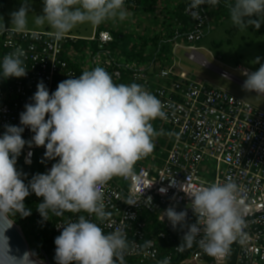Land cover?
<instances>
[{
	"label": "clouds",
	"instance_id": "clouds-1",
	"mask_svg": "<svg viewBox=\"0 0 264 264\" xmlns=\"http://www.w3.org/2000/svg\"><path fill=\"white\" fill-rule=\"evenodd\" d=\"M202 5L216 8L221 0H190L187 10L193 20L201 19ZM223 7L239 30L250 26L259 30L264 23V0H224ZM31 11V0H22L20 8L10 13V26L0 22V33L26 32ZM127 15L125 0H43L42 13H34L32 22L35 26L46 25L51 29L49 35L59 42L81 24L96 27L110 20L123 21ZM25 55L22 47L5 54L0 77H25ZM253 63L260 67L241 73L246 77L242 88L264 95V64L260 57ZM31 99L33 103L25 104V111L20 113V126L5 125L0 136V264H37L35 252L13 254L6 235L17 214L21 218L32 214L24 203L32 193L43 198L36 208L44 221L50 220V213L63 217L66 212H85L100 222L110 221L112 213L106 211L104 201L106 185L114 176L133 175L136 162L153 152L154 138L164 133L157 131L152 121L167 120L165 108L171 107L140 84L114 83L101 66L60 82L51 94L40 81ZM25 127L34 133L31 140L22 138ZM26 144L29 148H46L42 163L56 161L49 171L33 175L27 184V174L16 168ZM31 155L29 152L25 163H31ZM181 190L190 200L196 222L188 223L187 210L177 211L175 205L161 217H167L173 230L187 229L177 249L183 251L197 242L209 256H226L245 226L238 199L242 188L228 178L187 191L183 184ZM159 191L166 194L167 190ZM124 202L136 206L131 197ZM145 202L151 206L152 197ZM58 227L62 231L54 240L56 264H126L125 255L132 246H138L146 255L152 246L151 240L142 245L129 241L120 228L105 233L85 215ZM158 264H170V258Z\"/></svg>",
	"mask_w": 264,
	"mask_h": 264
},
{
	"label": "built area",
	"instance_id": "built-area-1",
	"mask_svg": "<svg viewBox=\"0 0 264 264\" xmlns=\"http://www.w3.org/2000/svg\"><path fill=\"white\" fill-rule=\"evenodd\" d=\"M188 5L184 12L192 19L187 10ZM205 19L201 7V19L194 20L195 28L186 35L185 41L175 40L174 51L179 47H187L190 50L187 53L189 59L207 65L209 62L196 46L202 37ZM180 28L176 35L181 32ZM79 39L84 38L66 35L57 42L48 31L33 30L24 33L5 31L0 34L1 62L5 54L22 47L26 53L23 59L27 69L25 77H11V91L15 98L10 103L0 105V136L5 131V125L20 126V113L25 111V104L33 103L31 98L38 82L43 81L51 94L60 82L79 76L66 53L67 45ZM113 39L108 30H100L90 38L91 41H98L100 49H104ZM115 61L116 58L107 56L100 62L108 69ZM155 66L151 63L147 68L134 70L126 83L140 84L162 103L171 104V107L165 108L168 119L157 120L176 129L175 142L160 163L144 162L133 170V175L114 176L108 182L104 189V201L106 211L112 213L110 221L100 222L94 215L87 218L97 223L105 233L123 229L129 241L137 245L152 241V246L146 250L147 255L138 246H132L125 255L126 264H158L166 257L170 258V264H232L231 258L234 259L233 264H264V110L206 80H196L187 73L175 74L172 68ZM238 69L241 72L252 71L243 66ZM112 71L116 80L121 82L122 70L112 68ZM219 71L222 77L225 74L231 76L226 69ZM162 79H169V83L161 84ZM33 135L25 127L22 138L28 141ZM154 144L156 148L158 142ZM45 151L43 146L33 145L29 148L26 144L21 152L22 161L32 166L36 162L37 152L44 154ZM29 152L32 153L29 157L31 163L27 164L25 158ZM48 161L51 164L54 162ZM205 162L212 163L215 170L210 167L203 170ZM228 178L242 188L238 198L241 216L245 221L242 236L231 244L226 256H209L197 242L179 251L177 247L182 243L187 229L173 230L166 216L161 219L162 213L175 205L177 211L187 210L188 223H195L196 216L189 207L190 200L181 190V185L185 184L187 191L217 180L224 182ZM124 184H129V188ZM161 188L167 190L166 194H161ZM149 196L152 197L151 206L145 202ZM129 197L136 201V206L124 202ZM66 221L59 220L55 224L54 230L59 235L62 228L58 226ZM199 239L197 237V241Z\"/></svg>",
	"mask_w": 264,
	"mask_h": 264
},
{
	"label": "rangeland",
	"instance_id": "rangeland-1",
	"mask_svg": "<svg viewBox=\"0 0 264 264\" xmlns=\"http://www.w3.org/2000/svg\"><path fill=\"white\" fill-rule=\"evenodd\" d=\"M178 1L158 0L157 5L164 12L165 16H169L170 11L177 7ZM223 3L224 0H221V6L215 8L217 9L216 11L221 12L220 15L215 16V20L214 15H207L212 24L205 27L203 38L196 43L199 52L209 62L207 65L202 64L198 60L189 59L187 53L190 50L187 47H179L174 51L175 39L173 37L176 35L178 28H180L175 20L174 22H170L168 18H164V15L160 17L154 13L129 10L126 6L125 9L128 15L123 21L118 19L116 21L110 20L96 27L85 23L72 29L67 35L78 36L87 41L85 43H77L76 47L73 44L67 45L66 53L68 60L74 68L81 71V74L83 71L91 70L96 66L105 68L104 64L100 61L107 56H112L122 63L130 62L138 68H147L153 63L157 68H172L175 74L187 73L193 79L206 80L211 85L224 88L257 108L264 110V95L244 91L242 85L246 77L238 69V67L243 66L256 71L260 67V64L253 63L257 57H260V63L264 64V23L261 24L259 30L251 26L248 29L239 30L233 26L229 12L224 10ZM21 4L22 0H0V22H4L6 26H10V13L18 10ZM141 6L142 8L144 7V1ZM210 7L207 6L208 12L214 9L213 7L210 9ZM31 8L32 11L28 17V30L50 32L51 29L46 25L43 27L35 26L32 22L34 13H42L43 0H31ZM169 22L173 24L172 27L169 26ZM100 30H109L118 39L117 45L119 48L110 49L109 53L99 48L98 41H91L90 38L99 33ZM158 33L161 34V38L164 41L161 42L163 44L162 50L158 54H155L151 46L145 47L141 44L142 41H146ZM120 34H124V37L121 38ZM171 39H174L172 43ZM220 69L228 70L231 76L224 79L220 75ZM7 80L9 82L13 81L11 77L7 78ZM152 124L157 131L163 130L164 134L154 138V142H158L159 144L158 148H155L154 153L148 154L146 157L138 160L147 164H157L161 160H164L167 156V151L177 137L176 129L172 125L163 123L157 119L152 121ZM43 158L44 154L37 152L35 164L28 168L27 171H33L34 175L45 173L49 161L44 160L42 163L41 160ZM209 167L215 170V166L212 163L205 162L203 164V170H208ZM16 168L18 171L25 172L23 167ZM124 186L129 188V184H124ZM150 218H153V216H150ZM20 227L22 228V226ZM24 229L25 232L22 230L28 238L31 250L36 253L37 257L44 260L38 254L40 248L37 249L34 236L29 231L30 229ZM231 262L233 264L234 259Z\"/></svg>",
	"mask_w": 264,
	"mask_h": 264
},
{
	"label": "trees",
	"instance_id": "trees-1",
	"mask_svg": "<svg viewBox=\"0 0 264 264\" xmlns=\"http://www.w3.org/2000/svg\"><path fill=\"white\" fill-rule=\"evenodd\" d=\"M143 1H144V7L142 8L141 5H143ZM158 0H125V6L127 9L129 10H135V11H143L146 13H154L157 16H163L164 12L162 10L159 9L158 5ZM190 3V0H179L177 7L174 8L172 11H170L169 16H165L164 18H168V20H170V22H174V20L176 21V24H180L181 28L178 35H174V39H179L181 41H185L186 39V35L188 33H190V31L194 30V26H195V21L192 20L188 15L185 14V7L187 6V4ZM203 8V11L205 13L206 19H205V24L204 27L202 29V37L204 35V29L206 26H210L212 24V21L208 19L207 15L208 14H212L214 15V20H215V16L220 15V11H216L217 9H213L212 11H207V5H202L201 6ZM210 7V6H208ZM211 9V7H210ZM225 11L229 12L227 8H224ZM169 22V26L172 27V23L170 24ZM120 37H124V34H120ZM161 34H156L153 37L147 39L146 41H142V46L148 47L151 46V49L153 51H155V54H158V52L160 50H162V46L163 44L161 42H163L164 40H162L161 38ZM171 39V43L172 40ZM200 39V40H201ZM118 39H116V37H114L113 41L109 42L108 44H106L105 48L102 49L103 51H107L110 53V49H118L119 46L118 44ZM199 40V41H200ZM87 40L86 39H79L76 43H71L73 44L74 47H76V44L78 43H85ZM198 41V42H199ZM95 42V41H93ZM1 46V43H0ZM109 46V47H108ZM1 55H2V50L0 47V63L1 62ZM112 68H119L122 70L123 72V80L121 82H118L116 80V78L114 77ZM138 69H143V68H138L135 67L134 65H132L130 62H126V63H122L120 60L116 59V61L113 63V66L111 68H105V70L112 76L113 82L116 84H127L126 82L128 81V79L131 77L132 73L134 70H138ZM78 71V70H77ZM78 74L81 75V71H78ZM169 83V79H162L160 80V83ZM12 85H13V81H8L7 79H4L2 77H0V105L4 104V103H10L14 100V95L11 91L12 89ZM159 145V144H158ZM158 148V146L156 147ZM164 153V152H163ZM144 162L142 161H138L136 162V165L134 167H139L141 164H143ZM33 166V165H32ZM52 164L48 163L46 169H45V173L47 171L50 170ZM16 167H23L25 172L27 174V178L25 179V183L27 184L28 181L32 178L33 171H27L28 168H30L31 166H27L23 163L22 161V153L20 154V156L17 158V164ZM23 178V177H22ZM43 201L42 197H37L34 193L30 194L28 197L25 198V206L26 208L31 209L32 214L28 217H24L21 218L19 216V214L16 215V217L14 218L15 222L22 226V229L25 232L26 228L27 230L30 231V233L33 234L34 236V242L35 245H37V249L40 248V251L38 252V254L40 256H42L43 259H45V256L43 255L42 252H44L48 258L50 259L51 264L56 263L54 257H55V243L54 240L55 238L59 235L58 233L55 232L54 230V226L55 224L59 221V220H69V219H73V218H77L78 215H85L86 217L88 216L87 213L85 212H81V213H70V212H66L64 213L63 217H56L54 215H52L51 213L49 214V219L47 221H44L42 219V217L40 216V214L37 211L36 206L41 203ZM149 221V220H148ZM30 227V228H29ZM27 237V236H26ZM233 256V254H231ZM231 256V257H232ZM233 258H231L232 260ZM230 260V263H232ZM152 264V263H149Z\"/></svg>",
	"mask_w": 264,
	"mask_h": 264
},
{
	"label": "water",
	"instance_id": "water-1",
	"mask_svg": "<svg viewBox=\"0 0 264 264\" xmlns=\"http://www.w3.org/2000/svg\"><path fill=\"white\" fill-rule=\"evenodd\" d=\"M6 235L9 238V243L12 248L13 254L20 255L25 251L33 252L31 250L28 238L26 237L20 225H18L16 222H14L12 226L7 230ZM42 253L45 256L44 260L40 259L37 256L34 257L37 264H51L48 256L44 252Z\"/></svg>",
	"mask_w": 264,
	"mask_h": 264
}]
</instances>
